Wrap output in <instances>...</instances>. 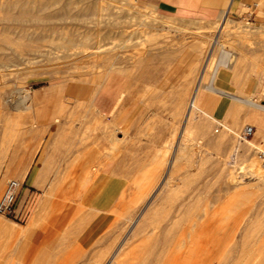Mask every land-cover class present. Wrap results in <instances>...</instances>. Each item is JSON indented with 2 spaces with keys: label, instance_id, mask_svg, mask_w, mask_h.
<instances>
[{
  "label": "rangeland",
  "instance_id": "374dc122",
  "mask_svg": "<svg viewBox=\"0 0 264 264\" xmlns=\"http://www.w3.org/2000/svg\"><path fill=\"white\" fill-rule=\"evenodd\" d=\"M4 3L0 196L10 179L23 186L22 215H0V264H88V250L52 255L28 246L19 222L36 194L30 187L22 197L24 180L3 174L11 159L27 163L30 153L32 161L50 125L54 141L76 144L79 168L88 167L92 153L89 178L104 168L123 170L135 197L125 200L127 208H154L152 221L126 242L132 264H149L155 246L153 264H264V183L251 177L258 167L264 171L257 155L264 124L254 118H264V110L232 100L224 117L210 113L220 89L264 105V19L230 15L234 20L219 30L223 17L187 20L192 12L164 13L143 0H30L34 12L48 4L39 12L44 18L14 24L2 15ZM247 83L253 86L243 92ZM118 85L128 92L101 118L99 108L108 109ZM225 126L235 140L218 145ZM246 126H253L247 138ZM129 256L120 251L117 264H129Z\"/></svg>",
  "mask_w": 264,
  "mask_h": 264
},
{
  "label": "crops",
  "instance_id": "0c3cea01",
  "mask_svg": "<svg viewBox=\"0 0 264 264\" xmlns=\"http://www.w3.org/2000/svg\"><path fill=\"white\" fill-rule=\"evenodd\" d=\"M143 1L153 4L164 13L192 12L193 16L187 20L214 22L224 16L230 19H233L231 16H246L260 21L264 19V0ZM201 9L202 13L197 14L196 11ZM228 85L234 87L232 82ZM250 86L253 84H243L242 91L249 92ZM117 87L116 96L108 109L99 108L101 118L111 116L119 99H124L128 92V89H121L119 85ZM216 95L218 96L214 97L210 113L222 118L227 114L232 99L222 94ZM117 117H120L119 114ZM254 118L256 122L264 124L261 114L256 113ZM55 133L56 128L50 125L32 161L30 153L27 163H19L16 157L15 160L8 161L3 171L4 176L14 175L21 178V181L24 180L26 188L22 190V197L30 187L36 194L26 217L19 222L25 241L29 247L37 248L38 252L46 251L52 255L56 252L58 254L61 248L65 252V248L88 250V264H117L116 256L125 249L126 254L130 255L125 262L132 264L133 255L125 245L130 238L141 233V230L136 231L135 224H140L147 208L138 213L127 208L125 200L132 199L134 192L132 193V185L123 170L113 174L110 173V168H104L95 177L89 178L92 153L88 152V167L79 168L76 144L57 143L54 141ZM82 182L85 183L83 186L80 185ZM59 183L64 185L56 192V184ZM50 192L53 195L46 198ZM150 197H155V194ZM44 200L47 204L41 206ZM128 215L133 216V219L128 220ZM155 247L148 248L152 251L148 256L149 264L154 262Z\"/></svg>",
  "mask_w": 264,
  "mask_h": 264
},
{
  "label": "bare ground",
  "instance_id": "6f19581e",
  "mask_svg": "<svg viewBox=\"0 0 264 264\" xmlns=\"http://www.w3.org/2000/svg\"><path fill=\"white\" fill-rule=\"evenodd\" d=\"M52 2H54V0H51ZM29 2H30V0H5V3L4 4H2L3 6H4V11L2 12V15H3V17H4V19H7V20H10V22L12 21V22H14V24H16V23H19V24H22V23H28L29 21L31 22V21H33V20H39V19H41L42 20V18H44V17H41V16H39V12L41 11V10H43V9H45V8H47V5L48 4H41V6H39V9L38 10H36L35 12H34V10L32 11V10H30V8H29ZM33 2V1H32ZM39 4V3H38ZM56 4V3H55ZM33 5V4H32ZM53 5V4H52ZM54 8V7H53ZM120 8V7H119ZM67 9V8H66ZM68 10V9H67ZM1 12V11H0ZM115 12V11H114ZM117 12V11H116ZM140 12V11H139ZM138 11H135L134 13H136L137 15L136 16H138V15H140V16H143L144 14H147V13H144L143 15L142 14H140ZM226 13V12H225ZM149 15V14H148ZM57 16H59V15H57ZM57 16H55V15H52V14H50V15H47L46 17H48V19H51V18H54V17H57ZM96 16V15H95ZM110 16V15H109ZM126 16V15H125ZM133 16H135V14L133 15ZM139 17V16H138ZM137 17V18H138ZM145 17V16H144ZM146 17H148V16H146ZM71 18V17H70ZM149 18V17H148ZM90 19V18H89ZM117 19V18H116ZM54 20V19H53ZM82 20V19H81ZM84 20V19H83ZM126 20H128V19H126ZM44 21V20H43ZM42 21V22H43ZM50 21V20H49ZM73 21V20H72ZM112 21V20H111ZM116 21V20H115ZM39 22H41V21H39ZM67 22V21H66ZM85 22V21H84ZM221 22V21H220ZM230 22V19H229V17H227V16H224L223 17V20H222V22H221V24H220V26L218 27L219 28V30H222L228 23ZM79 23V22H78ZM112 23V22H111ZM115 23V22H114ZM127 23V22H126ZM125 23V24H126ZM57 24V23H56ZM76 25V24H75ZM64 26H65V24H64ZM161 27V26H160ZM27 28V27H26ZM200 28V27H199ZM227 28V27H226ZM30 29V28H29ZM45 29V28H44ZM112 29V28H111ZM247 29V28H246ZM68 30V29H67ZM37 32V31H36ZM218 33H219V31H218ZM217 33V34H218ZM34 34V33H33ZM150 35V34H149ZM216 37H218V36H216ZM74 40V39H73ZM124 40V39H123ZM113 42V41H112ZM78 43V42H77ZM108 43V42H107ZM122 43V42H121ZM212 43L213 44H215V43H217L216 42V39H214V40H212ZM35 44V43H34ZM70 44V43H69ZM84 44V43H83ZM109 45V44H108ZM150 45V44H149ZM63 46V45H62ZM61 46V47H62ZM85 46V45H84ZM92 46V45H91ZM90 46V47H91ZM42 47V46H41ZM81 47H83V46H81ZM115 47V46H114ZM213 47V46H212ZM79 48V47H78ZM4 49V48H3ZM33 49H35V48H33ZM81 51V50H80ZM39 52V51H38ZM210 54V53H209ZM9 57V56H8ZM124 58V57H123ZM7 60H9L8 58H7ZM6 60V61H7ZM106 60V59H105ZM2 61V60H1ZM10 61V60H9ZM8 62V61H7ZM114 62H116V61H114ZM126 62V61H125ZM7 64V63H6ZM107 64V63H106ZM108 65V64H107ZM113 68V67H112ZM101 83V82H100ZM219 92L221 93V94H223L224 96H227V97H229V98H231L233 101H236V102H240V103H242V104H246V105H248V106H252V107H256V108H260V109H263L264 110V105H262V104H260L259 102V104L256 102V101H253V99H251L252 97H247V98H242V96H238V95H236V94H232V93H230V92H227V91H223V90H219ZM193 102V101H192ZM193 104V103H192ZM191 104V105H192ZM196 105H195V103H194V108H196L195 107ZM189 108H190V106H189ZM192 108V107H191ZM197 110V109H196ZM191 111V110H190ZM189 111V112H190ZM193 111H195V109H193ZM188 112V113H189ZM187 113V114H188ZM185 122V121H184ZM186 122H187V120H186ZM198 125H203L202 123H198ZM196 127V126H195ZM198 127V126H197ZM200 127V126H199ZM247 127V126H246ZM186 128V127H185ZM203 128V127H202ZM223 128V127H222ZM225 128H226V131H227V133L226 132H223L220 136H219V138H217V144L220 142V143H222L223 144V142H226V143H228L227 141H233V140H235V138H234V136L233 135H231V133H230V131L232 130L233 131V129L231 128V127H226L225 126ZM236 128V127H235ZM224 130V129H223ZM200 132V131H199ZM208 133V132H207ZM209 134V133H208ZM220 134V133H219ZM209 135H212V134H209ZM214 135V134H213ZM212 135V137H214ZM243 137V136H242ZM215 138V137H214ZM246 138V137H245ZM205 139H206V137H205ZM207 141H208V139H207ZM214 142H215V140H213ZM212 142V141H211ZM247 142V141H246ZM251 143V142H250ZM219 145V144H218ZM248 145H249V142L247 143V148H248ZM241 147V146H240ZM243 149V148H242ZM246 149V148H245ZM244 150V149H243ZM256 169H257V167H256ZM251 177L252 178H255V179H257V181H258V183L260 184V185H262L263 183H264V171H262V169H261V167H258V170H256V171H254V172H252V174H251ZM262 183V184H261ZM238 184H241V182H238ZM207 185V184H206ZM246 185V184H245ZM164 190V189H163ZM159 195V194H158ZM143 197V196H142ZM135 198V197H134ZM155 198V197H154ZM148 209V208H147ZM155 210H154V208L152 207V208H150L146 213L147 214H144L143 216H142V219H140L141 221L139 222L140 224H138V225H136L135 224V226H136V228H138V229H140V228H142V227H144V225L146 226V223H148V222H150V221H148V220H151L152 221V215H153V213H156V212H154ZM159 215V214H158ZM154 216V215H153ZM133 217V216H132ZM132 217H127V219L128 220H132L133 218ZM135 217V216H134ZM137 220V219H136ZM154 221V220H153ZM135 222V221H134ZM137 222V221H136ZM135 222V223H136ZM248 223H250V219H249V222ZM132 224V223H131ZM148 225V224H147ZM3 226H2V224H0V229L2 228ZM244 237H245V235H244ZM160 252H158L159 253V255H160V253H161V250H159ZM20 252H22V251H20ZM157 252V251H156ZM158 255V256H159ZM156 256V255H155ZM157 258V257H156ZM155 258V259H156ZM139 261L140 262H146V258H142V259H139ZM155 263L157 262V260H155L154 261ZM143 263V264H144Z\"/></svg>",
  "mask_w": 264,
  "mask_h": 264
},
{
  "label": "built area",
  "instance_id": "2783aa9c",
  "mask_svg": "<svg viewBox=\"0 0 264 264\" xmlns=\"http://www.w3.org/2000/svg\"><path fill=\"white\" fill-rule=\"evenodd\" d=\"M253 132V126H247L243 131V137H249ZM261 165L264 168V151L257 153ZM23 186V182L18 179L7 181L5 188L0 196V215L9 218H18L22 215L17 207V198Z\"/></svg>",
  "mask_w": 264,
  "mask_h": 264
}]
</instances>
